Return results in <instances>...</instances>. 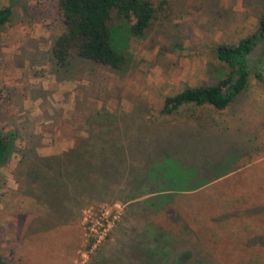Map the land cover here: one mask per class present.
Returning a JSON list of instances; mask_svg holds the SVG:
<instances>
[{
    "label": "rangeland",
    "instance_id": "1",
    "mask_svg": "<svg viewBox=\"0 0 264 264\" xmlns=\"http://www.w3.org/2000/svg\"><path fill=\"white\" fill-rule=\"evenodd\" d=\"M151 2L141 36L112 13L126 58L115 71L76 56L56 68L58 0H0L11 11L0 26V133L14 144L0 167L6 264H264V39L248 55L246 88L225 108L160 111L165 95L223 74L215 44L253 32L264 0ZM72 147L124 155L109 180L91 173L95 191L76 197L77 179L59 183L66 174L46 196L41 175L51 170L39 158ZM165 153L178 161L166 174L195 171L201 187L150 200L157 173L147 169ZM133 179L143 186L130 199Z\"/></svg>",
    "mask_w": 264,
    "mask_h": 264
},
{
    "label": "trees",
    "instance_id": "2",
    "mask_svg": "<svg viewBox=\"0 0 264 264\" xmlns=\"http://www.w3.org/2000/svg\"><path fill=\"white\" fill-rule=\"evenodd\" d=\"M58 10L61 31L54 37L49 51L53 64L57 69L63 70L69 67L74 56L115 71L121 70L126 62L121 43L123 33L118 25L109 23L112 13L126 23V31L132 36H141L155 13L151 0H58ZM10 13L8 7L0 8V26L9 19ZM260 39H264V12L259 17L256 29L250 34L239 38L233 44H215L214 55L225 68L220 77L211 84L185 86L177 92L165 95L160 108L161 113L171 114L185 105L205 104L217 110L225 108L246 88L249 80L248 55ZM13 148L12 134L0 133V167L8 161ZM123 153L121 150L106 152L103 149L94 153L88 150L81 153L77 151V147H72L57 155L40 157L39 160L44 161L51 170L46 177L41 175L42 179L48 181L43 180L41 187L48 196V190L55 187L58 178L62 180L64 175L68 174L70 178L59 180V183L65 187L71 182V178L77 179L79 185L75 191L76 197L85 192L87 187H90L89 190L94 188L95 191L98 183L91 173H102L100 177L102 181L116 176V164L120 163ZM163 158L157 166L153 164L147 169L148 177L151 171L155 170L157 173L158 186L152 189V192L149 191L157 194L152 195L150 200H155V195L164 199L173 190H192L201 187V181H191L195 171L187 170L181 175L166 174L165 169L178 164L176 163L178 161L166 153L163 154ZM64 163L67 169L70 167L68 171L62 170L63 167L66 169L65 166H61ZM28 173L33 178L40 172ZM132 181V187L125 193L130 199L137 197L141 192H137L136 189L143 186L138 182L134 183L135 179ZM154 203L150 202L151 205ZM0 264L6 263L0 259Z\"/></svg>",
    "mask_w": 264,
    "mask_h": 264
}]
</instances>
